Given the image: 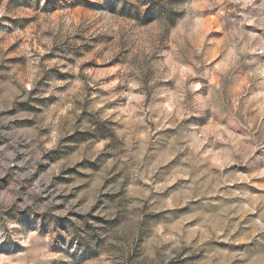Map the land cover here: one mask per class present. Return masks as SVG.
Listing matches in <instances>:
<instances>
[{
  "label": "clouds",
  "instance_id": "1",
  "mask_svg": "<svg viewBox=\"0 0 264 264\" xmlns=\"http://www.w3.org/2000/svg\"><path fill=\"white\" fill-rule=\"evenodd\" d=\"M0 264H264V0H0Z\"/></svg>",
  "mask_w": 264,
  "mask_h": 264
}]
</instances>
